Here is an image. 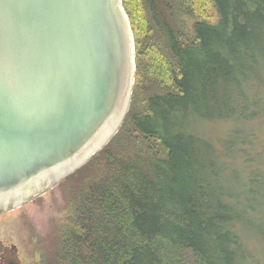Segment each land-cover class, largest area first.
<instances>
[{
	"label": "trees",
	"instance_id": "16d2710c",
	"mask_svg": "<svg viewBox=\"0 0 264 264\" xmlns=\"http://www.w3.org/2000/svg\"><path fill=\"white\" fill-rule=\"evenodd\" d=\"M123 4L136 46L130 109L78 170L85 181L67 191L66 221L45 238L42 248L56 244L39 264H241V253L251 258L241 230L264 211L250 212L253 189L217 181L256 137L236 132L224 143L198 128L264 123V0ZM240 164L249 186L264 179Z\"/></svg>",
	"mask_w": 264,
	"mask_h": 264
},
{
	"label": "water",
	"instance_id": "95a60500",
	"mask_svg": "<svg viewBox=\"0 0 264 264\" xmlns=\"http://www.w3.org/2000/svg\"><path fill=\"white\" fill-rule=\"evenodd\" d=\"M135 78L123 0H0V215L110 142Z\"/></svg>",
	"mask_w": 264,
	"mask_h": 264
},
{
	"label": "rangeland",
	"instance_id": "374dc122",
	"mask_svg": "<svg viewBox=\"0 0 264 264\" xmlns=\"http://www.w3.org/2000/svg\"><path fill=\"white\" fill-rule=\"evenodd\" d=\"M198 130L204 136L219 140V142L224 141V143L233 137L236 138V132H241L242 136L249 135V132L254 133L256 144L246 147L247 155L242 157L243 159H237L241 155L240 153H237L238 155L233 153L230 156L233 158L236 155L237 164H228L229 167L223 168L222 164L218 162L219 168H223V170L220 174L222 179H218L217 182L224 185L225 191L244 195L250 188L253 189L256 198L252 199V206L257 211L251 210L250 212L256 213L254 216H258L257 213L264 211V179L262 180V177L260 183L249 186V182L246 181V176L243 174L245 169L241 166L240 161L247 163V171L253 175L256 174L259 177L264 174V123L250 121L246 124L239 122L235 125V122L230 120H217L212 124L202 123ZM79 169L63 178L58 185L42 196L0 215V243L3 242L8 246L15 245L16 254L21 264H39L43 256L41 249H44L42 247L47 244L46 237H49L52 232L54 234L55 229L66 221L69 205L67 191L71 187L72 191L80 188L85 181L83 174L85 171L79 172ZM70 176L72 178L64 182ZM244 199L245 197H241V200ZM243 204L247 205L248 199H245ZM258 217L260 219L253 220L252 218L251 223L244 225L241 230L243 243L251 257L241 253V264H264V220L261 216ZM55 244V238L50 239L44 250L48 251L51 246L54 248Z\"/></svg>",
	"mask_w": 264,
	"mask_h": 264
},
{
	"label": "flooded vegetation",
	"instance_id": "af4514ba",
	"mask_svg": "<svg viewBox=\"0 0 264 264\" xmlns=\"http://www.w3.org/2000/svg\"><path fill=\"white\" fill-rule=\"evenodd\" d=\"M0 246L2 248L0 252V264H14L17 261V254L14 253L13 245L8 246L1 242ZM18 262L21 264L20 260Z\"/></svg>",
	"mask_w": 264,
	"mask_h": 264
}]
</instances>
